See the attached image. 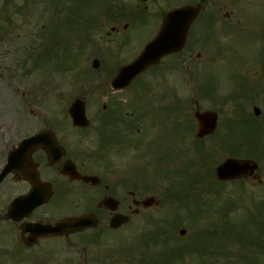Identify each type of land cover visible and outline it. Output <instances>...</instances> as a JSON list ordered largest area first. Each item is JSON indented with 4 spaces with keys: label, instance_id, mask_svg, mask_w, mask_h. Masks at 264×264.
Returning a JSON list of instances; mask_svg holds the SVG:
<instances>
[{
    "label": "rangeland",
    "instance_id": "1",
    "mask_svg": "<svg viewBox=\"0 0 264 264\" xmlns=\"http://www.w3.org/2000/svg\"><path fill=\"white\" fill-rule=\"evenodd\" d=\"M53 2L54 0H42L41 5V0H14L13 3L15 7L18 5V8L9 10L5 0H0V124L26 119L27 115L28 120L43 119L55 123L68 121L69 106L75 98L82 97L87 102V115L91 118V129L94 130L98 128V121L104 113L103 104L111 99L121 102L124 110H132L135 99L140 97V106H151L159 111L165 107H183L180 99L183 98L186 101L188 140L176 146L180 149L184 146V150H187L179 163L187 168L189 176L186 178L182 174L183 167L176 168L175 163H159L160 158L149 149L146 155L139 158V167L144 172L137 171L134 164L127 170L123 168V173L125 178L126 174L135 172L141 184L145 183L151 187L149 191L141 189L140 196L145 198L154 195L160 199V204L141 212L133 224L116 234L110 232L94 239L95 244L89 242L88 238L86 241L89 243L80 242L79 237L75 240L71 238V242L76 244L74 249L63 253L61 250L67 248L64 246L66 242L59 241L55 244L56 251L48 255L49 257L45 255V264H88L93 254L109 255L117 253L121 248H129L130 255H117L102 264H123L126 260L134 264H145L151 260L152 264H155L153 261L156 255L164 261H161L162 264H264V172H261L257 180L246 178L225 184L216 183L215 172H212L218 163L232 154L230 141L233 139L234 129L236 128L238 133L235 135L237 140L243 130L240 126L229 128L228 123L231 120H237L238 123L239 116L241 120H248L252 116L249 98H253V103L262 109L260 117L253 116L255 122L259 124L264 119V77L259 74L262 70L259 71L257 67L254 69L256 61H253L252 65L244 64L251 58L262 61L258 60L262 57L259 46L264 48L261 24L251 27V23L246 22V12H236V21L242 20H239V27L236 28L240 38L232 42L226 52L222 50V57L227 64L223 62V66L212 70L220 80H187L183 82V91L180 81L152 80L150 87H144L143 95L138 93V86H134L131 92L120 94L113 93L109 82L102 80L101 75L106 71V66L101 64L99 69L92 67L94 58H100L101 55L100 36L104 34L102 29L93 31V46L86 49L81 62H76L77 64H74V60L66 63V60L60 57L64 51L63 47L56 49L50 57L45 54L46 34L55 30L56 21H66L70 17L69 10H53ZM247 9L258 17L260 10L264 14V2L253 0L249 8H245ZM62 30L68 37L72 35L75 51L80 41L79 37L74 39L78 31L72 27ZM247 32L249 35H246ZM81 34L84 35L83 32ZM225 37L220 34V41L226 42ZM249 37H253L254 41L248 39ZM222 47L224 46L221 45ZM256 51L258 54L253 58ZM193 67L191 71L199 72L194 71ZM234 77L248 78L247 82L242 84L243 89H240V85L236 86L238 79ZM240 83L242 81H239ZM196 103L201 110L212 109L219 113L218 131L206 138L198 150L194 147ZM153 115L155 125L162 123L157 120L158 112ZM161 115L164 114L161 112ZM172 119L177 120L174 117ZM189 122H192V128ZM241 136L249 139L252 148L258 139L260 142V137L264 145L262 134ZM84 137V141L88 140L90 146L96 147L97 135L85 134ZM245 147L250 148L251 145ZM262 150L264 151V146ZM120 161L122 159H117V162ZM155 165L166 168V171L155 172ZM176 169V174L168 176V171ZM196 177L201 180L193 181ZM143 178H148L150 182L144 181ZM259 179L262 183H259ZM189 180L193 181V187L190 186ZM182 181H185L186 185H183ZM229 199L234 203L225 216L217 212L212 220L209 218L211 213L208 215L201 209L198 210V207L202 208L204 205V209L208 211L212 202L215 205L218 203L216 207H220V202L224 203ZM202 203L203 205L199 206ZM194 208L198 212L192 216ZM254 214L258 224H254L252 220ZM174 225H177V228L172 230ZM162 227L167 228L164 232L166 236L159 242L146 239L143 245L140 244L143 233L149 234ZM182 228L187 230L184 236L179 234ZM200 233L205 235L203 247L198 245L199 238H202Z\"/></svg>",
    "mask_w": 264,
    "mask_h": 264
},
{
    "label": "flooded vegetation",
    "instance_id": "2",
    "mask_svg": "<svg viewBox=\"0 0 264 264\" xmlns=\"http://www.w3.org/2000/svg\"><path fill=\"white\" fill-rule=\"evenodd\" d=\"M252 1L54 0L53 10H89L98 17L99 28L104 33L100 36L102 46L98 59L106 66L102 80L108 82L115 79L123 66L137 60L145 47L159 37L169 13L182 9L198 10L183 47L162 55L137 75L128 88L113 92H131L134 86H138V93L143 95L144 87H150L152 80L180 81L182 91L183 82L187 80H220L212 70L227 64L222 50L226 52L230 44L240 38L236 28L241 19L236 21V12L244 10L246 22L251 23V27L261 24L264 39V14L260 10L257 17L251 14V10H245ZM220 34L229 40L221 42ZM169 38L179 39L181 33H173ZM248 39L254 41L253 37ZM259 50L264 53L261 45ZM263 57L258 59L262 61L249 59L245 62L252 65L256 61L254 69L262 70L259 73L262 77ZM192 66L199 72L191 71ZM246 78L240 79L247 82ZM180 99L183 107H165L159 111L151 106H140V97L135 99L132 110H124V105L116 99L107 100L102 106L104 113L98 121L99 126L94 130L91 126L73 127L71 121L55 123L43 119L0 124V264H45V255L53 254L55 244L61 240L67 246L61 251L66 253L76 245L71 238L90 237L92 242L133 224L141 212L149 209L139 193L141 189L149 191L151 187L141 184L135 172L124 178L123 168L127 170L135 164L137 171H141L139 158L149 149L160 158L159 163L164 161L170 165L172 158H181L187 152L184 146L181 149L176 146L186 142L189 133L186 129V101ZM249 106L252 107V116L248 120H241L239 116L241 125L258 124L254 117L262 115V109L253 103V98H249ZM156 112L159 114L157 120L164 121V124L155 125L153 114ZM236 121L231 120L227 126L235 127ZM195 123L198 129V123ZM85 134L98 136L96 147L90 146L88 140L84 141ZM209 136L196 137L194 147L200 149ZM230 150L232 154L218 163L212 172H218L219 166L230 158L252 160L244 154L237 156L234 148ZM117 159L122 161L117 162ZM155 167L156 170L159 166ZM63 172H78L83 176L98 177V180L95 183L71 179ZM245 172L242 178L256 180L263 170L248 169ZM143 180L150 182L148 178ZM119 214L128 216L130 221L118 228L111 227L112 218ZM78 216H88L93 226L83 231H67L62 237L44 234L42 225H54ZM80 242L84 240L80 239ZM102 257L93 254L88 264H97Z\"/></svg>",
    "mask_w": 264,
    "mask_h": 264
},
{
    "label": "water",
    "instance_id": "3",
    "mask_svg": "<svg viewBox=\"0 0 264 264\" xmlns=\"http://www.w3.org/2000/svg\"><path fill=\"white\" fill-rule=\"evenodd\" d=\"M191 11L187 10V12H181V13L174 14L175 16L180 17L183 20L182 28H184V35L182 37L181 44L179 46L175 47L176 45H178V43H175L171 45L170 47H166V50H170L173 47H175L171 50V51H174L182 47L183 43L185 42L187 30L191 22L196 16V13H195L196 10H193L192 12ZM171 25H172V20L168 22L167 28H169ZM152 46H155V43H153L150 46V48H148L145 51L144 55L139 60L132 63L130 66L125 67L121 71V74L115 79V82H113L114 87H124L125 85L129 84L138 73H140L143 69L151 65L154 61H156L157 58L154 57V53L156 49ZM98 65L99 64L95 62V67H97ZM70 113L72 114L74 118V123L76 125L86 126L89 123L86 117L85 103L83 101L81 100L75 101L72 107L70 108ZM198 118L200 119V124H201L199 136H204L207 133H211L214 131V129L216 128V122H217L216 113L206 112L203 114H198ZM256 167L257 165L252 166L250 162L241 163L237 160H230V161H227L223 166L219 168L218 175L221 179L233 178V177L240 176L246 173L245 171L248 169H251L253 171ZM153 201L154 199L150 198L148 200V204L152 203ZM115 220L118 223L119 222L122 223V221H124L123 217H118ZM81 221H82V218H78L70 223L64 222L60 224L58 227L61 230L66 227L77 228V227H80ZM181 233L185 234V231L183 230Z\"/></svg>",
    "mask_w": 264,
    "mask_h": 264
},
{
    "label": "trees",
    "instance_id": "4",
    "mask_svg": "<svg viewBox=\"0 0 264 264\" xmlns=\"http://www.w3.org/2000/svg\"><path fill=\"white\" fill-rule=\"evenodd\" d=\"M252 220H253L254 224H258V223H257V218L255 217V215H254V217L252 218ZM258 222H259V221H258ZM259 224L262 226V224H261L260 222H259ZM262 229L264 230V226H262ZM200 235H201L202 238H199V240H198V245L200 244L199 246L203 247V245H204V244H203V242H204V241H203V238L205 237V235L202 234V233H200Z\"/></svg>",
    "mask_w": 264,
    "mask_h": 264
}]
</instances>
